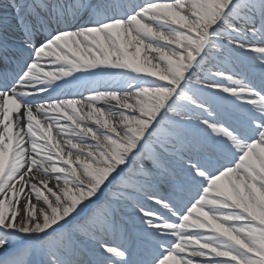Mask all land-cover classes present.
Here are the masks:
<instances>
[{
	"label": "snow or ice",
	"instance_id": "snow-or-ice-1",
	"mask_svg": "<svg viewBox=\"0 0 264 264\" xmlns=\"http://www.w3.org/2000/svg\"><path fill=\"white\" fill-rule=\"evenodd\" d=\"M0 264H264V0L0 3Z\"/></svg>",
	"mask_w": 264,
	"mask_h": 264
},
{
	"label": "bare ground",
	"instance_id": "bare-ground-1",
	"mask_svg": "<svg viewBox=\"0 0 264 264\" xmlns=\"http://www.w3.org/2000/svg\"><path fill=\"white\" fill-rule=\"evenodd\" d=\"M5 2V0H0V3Z\"/></svg>",
	"mask_w": 264,
	"mask_h": 264
}]
</instances>
